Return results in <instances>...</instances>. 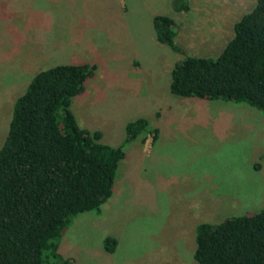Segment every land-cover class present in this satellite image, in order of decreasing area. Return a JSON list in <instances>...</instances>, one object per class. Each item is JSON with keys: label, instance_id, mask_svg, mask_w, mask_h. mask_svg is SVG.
Wrapping results in <instances>:
<instances>
[{"label": "rangeland", "instance_id": "374dc122", "mask_svg": "<svg viewBox=\"0 0 264 264\" xmlns=\"http://www.w3.org/2000/svg\"><path fill=\"white\" fill-rule=\"evenodd\" d=\"M172 1L0 0V146L30 78L62 64L95 66L70 99L78 128L112 147L126 122L142 118L157 131L154 143L146 134L123 145L100 214H79L63 231L57 252L71 264H196L198 223L264 207L262 115L168 91L173 65L185 56L216 58L232 37L230 24L249 9L239 0H184L183 12ZM154 16L173 21L182 54L155 40ZM106 236L116 241L111 254L102 250Z\"/></svg>", "mask_w": 264, "mask_h": 264}, {"label": "trees", "instance_id": "16d2710c", "mask_svg": "<svg viewBox=\"0 0 264 264\" xmlns=\"http://www.w3.org/2000/svg\"><path fill=\"white\" fill-rule=\"evenodd\" d=\"M186 11L184 0H173ZM155 40L174 53L173 21L154 16ZM232 37L216 58L185 56L169 73V93L178 98L244 104L264 118V0L232 26ZM94 64H62L40 70L14 100L0 146V264H71L57 252L63 231L79 214H100L111 197L123 145L156 129L142 118L126 122L118 146L100 133L78 128L68 107L94 75ZM116 241L102 240L105 253ZM196 264H264V207L228 216L193 231Z\"/></svg>", "mask_w": 264, "mask_h": 264}, {"label": "crops", "instance_id": "0c3cea01", "mask_svg": "<svg viewBox=\"0 0 264 264\" xmlns=\"http://www.w3.org/2000/svg\"><path fill=\"white\" fill-rule=\"evenodd\" d=\"M238 1V0H237ZM250 2H251V5H248V4H250ZM238 3H241L242 5H243V7H245V6H247V8L249 9L248 10V12L252 9V7L254 6V3H255V0H239V2ZM235 22H232L230 25L231 26H233V24H234ZM228 24V25H229ZM228 33H229V30L227 31ZM230 35V34H229ZM176 36V35H175ZM228 39V38H227ZM227 39H224V42L227 40ZM226 44V43H225ZM224 44V45H225ZM224 47V46H223ZM222 47V48H223ZM219 51L221 52V46H219Z\"/></svg>", "mask_w": 264, "mask_h": 264}]
</instances>
